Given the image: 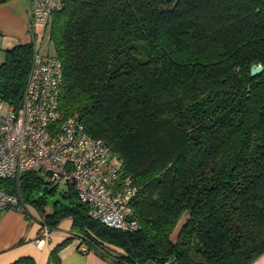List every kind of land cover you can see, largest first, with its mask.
Instances as JSON below:
<instances>
[{"label": "trees", "instance_id": "trees-1", "mask_svg": "<svg viewBox=\"0 0 264 264\" xmlns=\"http://www.w3.org/2000/svg\"><path fill=\"white\" fill-rule=\"evenodd\" d=\"M45 31L63 65L59 107L134 179L138 227L92 218L70 184L46 212L58 184L28 172L19 191L42 223L71 217L115 263L253 264L264 253V70L251 73L264 66V0H63ZM33 53L30 41L2 53L0 98L16 108Z\"/></svg>", "mask_w": 264, "mask_h": 264}, {"label": "built area", "instance_id": "built-area-1", "mask_svg": "<svg viewBox=\"0 0 264 264\" xmlns=\"http://www.w3.org/2000/svg\"><path fill=\"white\" fill-rule=\"evenodd\" d=\"M62 1L32 0L28 32L34 53L23 100L16 108L0 98V179L13 181L17 188V193H11L0 185V216L7 209L26 210L19 188L23 175L34 172L53 183L72 185L92 218L132 231L138 227L134 179L122 173L111 147L88 134L77 114L65 116L59 107L62 61L42 52L37 44L41 28L48 25ZM2 55L0 51V62ZM51 230L42 223L37 245L50 237ZM79 246L84 252L89 250L82 240Z\"/></svg>", "mask_w": 264, "mask_h": 264}, {"label": "crops", "instance_id": "crops-1", "mask_svg": "<svg viewBox=\"0 0 264 264\" xmlns=\"http://www.w3.org/2000/svg\"><path fill=\"white\" fill-rule=\"evenodd\" d=\"M32 6V0H0V41L5 43V47L16 42L30 41L28 16ZM41 30L45 31V27ZM45 209L46 212L52 211L48 206ZM42 221V214L30 203H27L25 212L7 209L1 214L0 264H15L23 258L32 259L34 264H54L51 252L72 235H76L73 240L59 249V264H124L115 263L112 256L98 247L82 251L79 246L81 239L73 227L71 217L62 219L58 226L51 230L50 237L41 245H37L35 239ZM108 247L111 253L120 252L116 247ZM253 264H264V253Z\"/></svg>", "mask_w": 264, "mask_h": 264}, {"label": "rangeland", "instance_id": "rangeland-1", "mask_svg": "<svg viewBox=\"0 0 264 264\" xmlns=\"http://www.w3.org/2000/svg\"><path fill=\"white\" fill-rule=\"evenodd\" d=\"M37 44L42 52H46L50 54L55 53L53 42L50 41L49 34L47 31H43V30L40 31L37 37ZM4 49H5V43L3 41L2 42L0 41V51L3 53ZM57 184H58V188L56 190V193H54V195L49 198L50 202L47 205L49 210L53 209V203L55 200H60V199L64 200L63 196L61 195V189L66 187V184L64 182H59Z\"/></svg>", "mask_w": 264, "mask_h": 264}, {"label": "water", "instance_id": "water-1", "mask_svg": "<svg viewBox=\"0 0 264 264\" xmlns=\"http://www.w3.org/2000/svg\"><path fill=\"white\" fill-rule=\"evenodd\" d=\"M264 70V66L262 64H253L251 66V73L253 75L259 74ZM147 264H156L154 260H150Z\"/></svg>", "mask_w": 264, "mask_h": 264}]
</instances>
